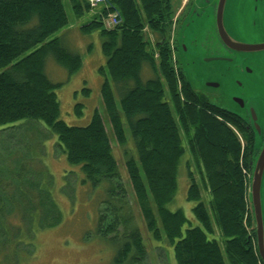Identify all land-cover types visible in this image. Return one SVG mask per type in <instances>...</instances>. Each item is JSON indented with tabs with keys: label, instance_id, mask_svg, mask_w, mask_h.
Masks as SVG:
<instances>
[{
	"label": "trees",
	"instance_id": "trees-1",
	"mask_svg": "<svg viewBox=\"0 0 264 264\" xmlns=\"http://www.w3.org/2000/svg\"><path fill=\"white\" fill-rule=\"evenodd\" d=\"M69 2L78 19L93 10L88 0ZM190 4L178 16L181 0H108L80 28L85 35L100 32L110 74L101 93L113 136L124 152L139 208L136 214L104 116L96 110L89 124H68L61 118L57 93L61 83L46 74L50 55L72 75L84 66L82 55L69 50L63 35L48 40L71 25L64 0H0V126L42 122L56 135L68 162L80 167L85 182L107 184L106 208L98 215L97 231L115 245L113 264H145L150 248L144 228L151 240L167 238L177 264H227L220 239L230 264H264L249 198L251 161L257 152L255 132L236 112L196 90L180 65L179 37L174 40L173 28ZM114 12L119 13L120 23L108 27V16ZM146 65L154 77L145 78ZM125 119L137 158L127 148ZM187 155V199L196 202L192 219L184 208L170 207L179 193ZM193 166L199 168L202 183ZM21 170L15 172L16 179H22L17 176ZM3 175H12L6 165H0V226L7 229L10 195L23 193L21 184L11 187ZM203 187L208 189L207 200ZM41 197L38 193L29 198L32 202ZM31 208L29 214L36 215L33 225L37 226L38 208ZM15 245L2 246L0 264H14L22 255Z\"/></svg>",
	"mask_w": 264,
	"mask_h": 264
},
{
	"label": "rangeland",
	"instance_id": "rangeland-1",
	"mask_svg": "<svg viewBox=\"0 0 264 264\" xmlns=\"http://www.w3.org/2000/svg\"><path fill=\"white\" fill-rule=\"evenodd\" d=\"M194 1L192 0L185 13L175 23L173 28L174 40L180 37L181 24ZM213 1L217 2V0ZM64 2L71 25L64 32H55L48 40L63 35L69 50L82 55L84 66L78 73L72 75L52 55L46 59V74L54 83H61V86L57 88L62 107L61 118L68 124L87 125L91 122L94 112L96 110L100 111V114L104 116L110 138L114 143L115 154L120 161V171L123 175L121 180L129 192L128 197L133 210L136 214H139L135 194L132 192L131 181L124 165V152L117 146L113 136L110 119L101 93L103 82L110 78V74L106 69L107 61L102 50L100 32L85 35L80 29L83 24L92 19V16L101 7L97 6L96 9L87 12L84 17L78 19L71 8L69 0H64ZM198 10L203 13V16H197L189 31L187 30L189 37L185 47L188 48L186 52L188 56L194 47L193 44L196 43L197 46L199 44L203 47L202 55L209 54L210 30L216 25L215 7H207L203 11L198 8ZM196 38L197 42L191 44L190 40ZM38 47L22 53L16 60H22L23 57L29 55ZM178 55L180 57L179 51ZM180 65L186 72L191 73L197 90L206 92L211 100L220 104L216 99L217 96H220L216 89L200 87L199 84L202 67H212L207 74L215 73V68L219 69L220 67V71L224 69L222 65L219 67L213 66L220 65V63L187 66L181 58ZM102 67H105V71ZM143 74L145 78L155 76L148 65H146ZM111 83L116 94L117 105L122 110L117 85L112 79ZM85 88L90 89V92L87 93ZM222 91L223 89L219 93H222ZM79 104H81L82 110L80 113L77 112L76 107ZM228 107L231 110L235 109L229 105ZM15 124L14 128L0 126V165H6L12 170L10 178L4 175L1 177L4 183H8L11 187L17 188V185L21 184L23 194L16 192L10 195L12 205L8 208L7 229L0 226V249L3 248V245L8 248L12 243L16 244L14 247L17 252H22V255L18 257L14 264H113V257L116 252L115 245L97 231L98 215L106 208L107 184L93 186L92 183L85 182V174L81 172L80 167L68 162L66 154L57 145L56 135H52L49 130H46L42 122L19 121ZM124 127L128 137L127 148L137 158L134 137H132L126 119ZM188 158L190 157L187 155L183 160L179 193L170 207L171 209L184 208L191 218L194 217V211L192 210L196 202L187 199L189 179H187L188 168L186 164ZM17 169H22L21 176L17 175L22 179L15 178ZM193 169L197 180L202 183L199 168L193 166ZM41 186L46 189V192L45 189H40ZM203 189L205 200H207L209 197L208 189L205 187ZM25 191L30 192L31 195H27ZM38 193L42 196L39 201L36 198L31 202L29 197L37 196ZM13 200H16V204ZM32 205L38 208L37 215L40 222L37 226L33 225L34 216L36 215L31 216L29 214ZM210 212L213 215V211L210 210ZM145 230L144 228V236H146L147 245L150 248L145 264H177L172 249L173 246L169 245L167 238L165 237L162 242L155 239L151 240L150 235ZM220 243L226 262L230 264L222 239H220Z\"/></svg>",
	"mask_w": 264,
	"mask_h": 264
},
{
	"label": "water",
	"instance_id": "water-1",
	"mask_svg": "<svg viewBox=\"0 0 264 264\" xmlns=\"http://www.w3.org/2000/svg\"><path fill=\"white\" fill-rule=\"evenodd\" d=\"M233 0H217V2H214L213 0H195V5L193 8L189 11V14L187 15L186 19L182 23V28L180 32V38H179V47H180V58H183L185 65H203L204 63H215L216 61L220 59L219 57H213L211 56V53L202 55L201 46H197V38L195 40H190V43H196L193 44V49L189 53V56L187 55V47H185V43L188 40L189 32L187 33V30L189 31V28L192 26V23L195 21V18L197 16H203V13L198 10H204L210 6H215V23L217 26L218 34L220 35L223 43L225 45H228L229 47H233L234 50L238 52V55L242 56L240 59H243L244 52L245 53H253L254 51L258 50H264V44H258L253 43L250 44L245 41H241L238 38L234 37L233 33L229 31L227 18L229 15V10L231 8V3ZM183 34V35H182ZM201 47V48H200ZM193 51V52H192ZM238 67H236L238 70L242 69H249L247 64L244 62V60L238 61ZM223 66L224 69L220 72L210 73L207 74L212 67L205 68L202 67V75H201V81L199 82L200 87H206L207 89H211L219 86V83L214 78V74H216L217 78L220 80L224 78V84L228 87L227 83H230L231 80L228 78V74L226 73L227 67L226 63H220V65H213L216 67ZM220 70V67H219ZM186 72V70H185ZM220 74L221 76L217 75ZM224 73V74H223ZM187 78L191 80L192 85L194 86V81L192 79L191 73L188 71L186 72ZM225 87V86H224ZM195 88V86H194ZM196 89V88H195ZM197 90V89H196ZM200 91V90H199ZM229 94V93H228ZM244 95L246 99H250L249 105L251 106V121H253L254 126V132L256 134V145L255 149L258 151V156L255 157L254 160L251 161V165H253V170L251 174V180H250V189H249V198L251 201V206L254 212V220L256 224V235H257V246H258V252L260 253V256L262 260L264 261V197H263V190H264V106L263 113L262 109L260 108L261 103H264V87L259 86L258 84L255 85V88H252L248 90L247 92H244ZM237 102L243 107L246 104V100L243 98H235Z\"/></svg>",
	"mask_w": 264,
	"mask_h": 264
},
{
	"label": "flooded vegetation",
	"instance_id": "flooded-vegetation-1",
	"mask_svg": "<svg viewBox=\"0 0 264 264\" xmlns=\"http://www.w3.org/2000/svg\"><path fill=\"white\" fill-rule=\"evenodd\" d=\"M194 5L195 3L192 5L191 9ZM208 7L211 6L208 5ZM188 14L189 12L187 15ZM227 23L229 31L239 40H243L250 44H264V0H233ZM210 34L211 40L209 46L211 56L219 57L220 59L214 60L218 63H226V73L228 74L229 80H231L230 83H227V87L224 84V78L220 80L217 78L216 74H214L215 82L217 81L219 83V86L215 87V89L220 95L217 96L216 99L219 101L220 105H224V107L228 108L230 111L236 112L242 121L247 122L248 128L254 132L253 121H251L252 110L249 105L250 99H246L244 92L255 88L257 84L264 87V50L254 51L253 53L244 52L243 59H240L242 56L238 55V52L234 50L233 47H229L223 43L218 34L216 25L212 27ZM239 60H244L249 69L245 68L238 70L236 67H238ZM215 72H220V70L215 68ZM217 75L221 76L218 73ZM222 89V93H219ZM236 97L245 99V106L242 107L235 99ZM228 105L235 109L231 110ZM260 106L263 113L264 103H261ZM254 143L256 145V134Z\"/></svg>",
	"mask_w": 264,
	"mask_h": 264
},
{
	"label": "built area",
	"instance_id": "built-area-1",
	"mask_svg": "<svg viewBox=\"0 0 264 264\" xmlns=\"http://www.w3.org/2000/svg\"><path fill=\"white\" fill-rule=\"evenodd\" d=\"M91 7H97L98 5L104 4L107 0H88ZM189 0H182L183 7L188 3ZM107 26H115L120 23V17L118 13L110 14L108 16Z\"/></svg>",
	"mask_w": 264,
	"mask_h": 264
}]
</instances>
